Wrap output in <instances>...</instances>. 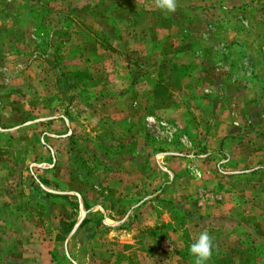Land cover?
I'll use <instances>...</instances> for the list:
<instances>
[{"label":"rangeland","instance_id":"obj_1","mask_svg":"<svg viewBox=\"0 0 264 264\" xmlns=\"http://www.w3.org/2000/svg\"><path fill=\"white\" fill-rule=\"evenodd\" d=\"M117 1H101V6L96 11L98 25L105 28L106 35L115 38V47L119 53L127 54L128 50H131L129 55L136 67L139 64L144 69L152 68L157 63L149 57V52L153 51L149 42L153 38L155 26L159 24L157 18L160 11L149 4L154 0H131L135 4L132 7ZM224 2L232 4L227 6L225 11L233 18V25L239 30L244 29L245 36L240 40V44L217 43L215 49L225 55L223 58H217L208 64L207 59L198 57V74L194 77L195 84L199 85L195 91L198 94L196 99L210 100L216 106L217 112L225 113L228 110L230 113V103L228 105L227 100L240 88L237 84H244L245 87L247 81L264 78V74L257 75L251 72L256 58L245 53L246 50L250 51L251 47L253 51L259 53L264 62V0H244V4H238L234 0ZM47 4L49 11L39 8L38 11H33L32 7L35 4L32 0H0V264H194L189 246L199 233L205 230L204 227L207 231H212L214 244L212 257L207 264H264V232L261 230L264 228V202H261L259 217L256 219L250 217V209L242 203L243 214L239 216L238 212L231 210L232 217L225 223L223 219L226 216L222 213L228 209L217 200H213L216 214H212L214 217L211 220H198L195 216L194 221L187 222L181 209L166 207V214L174 223L172 225L170 222L159 223L156 210L152 206L140 209L136 205L138 200L135 199L141 197V191L146 189L144 186L131 196L130 186L126 188L117 186L118 190H113L108 189L106 185L97 184L96 179L92 180L94 176L90 174L95 156L101 159L98 161L101 164L110 165L113 162L120 164L127 161L122 152L126 147L134 146V143L119 141L115 152L108 151L107 147L113 141L105 131L108 122L99 124L104 129L100 136L94 135L93 138L90 136L91 139H83V134L89 135L91 126L92 128L98 126L91 112L85 110L79 117H76V114L71 115L73 120L68 126L75 132L74 135L71 134L72 137L76 138L68 141L50 136L52 133L56 135L64 133L59 121L63 110L71 113L77 111L71 106L67 109L65 106L67 96L76 98V101L83 105H89L88 94L95 90L90 88L83 94L74 95L70 86L81 85L82 89L91 86L88 80H93V76L88 70L94 68L91 61L96 57L91 50L83 52L72 50L73 46L78 45L75 44L78 43L75 40H79L73 39L69 44L62 45L65 47L63 52L67 50V53L63 55L66 72L61 75V79H58V75L50 68L39 64L35 51L41 49L45 34L53 29L60 33L65 31L64 27V30H60L57 18L65 15L70 6L69 0H47ZM121 4L124 9L121 8ZM179 14L178 12L172 14L175 24H181V21L187 19V13L185 16ZM106 20L110 21L111 25H108ZM67 27L70 28V25L67 24ZM84 28L88 32L98 31L95 24L88 23ZM214 28L211 22L206 24L204 30L206 37L214 32ZM176 29L178 30L175 27ZM82 38L83 45L86 47L87 44L91 49V36L84 32ZM106 39L104 36L97 43L105 47L109 44ZM130 41L132 43H129ZM139 43L142 45H138ZM128 44H132L130 49L127 48ZM240 46L244 56L237 60L231 57L228 59L230 49L238 50ZM208 49L211 50L210 47ZM132 51L134 54L146 55L138 58ZM11 53L15 55L11 57ZM258 63L260 64L259 61ZM103 66L108 67L107 61H104ZM13 67L18 71L14 72ZM108 73L105 71L101 80L110 82L112 76ZM34 76H37V80ZM224 77L229 78L228 83ZM58 80L65 89L56 88ZM35 81L40 84L37 88L42 89L46 96L42 102L33 100L36 94L40 95L34 90L35 84L32 85ZM18 85L22 87L15 90ZM230 85L235 89L228 88ZM244 91L247 97L244 106L238 110L241 112L240 115L243 117L250 115L255 108V113L264 116V88L258 91L259 95L253 96H250L252 91ZM32 93L35 95L32 96ZM199 103L196 107L201 109L204 102L200 100ZM48 108L52 110L48 111ZM130 108L138 110L135 104ZM143 110L146 108L143 107ZM47 115L58 118V122L49 126L51 120L42 119ZM144 118L143 129L147 135L152 138L154 135L165 136L170 143H174L177 130L170 123L152 115ZM183 127L187 129L190 125L183 122ZM133 138L135 136L131 137ZM162 138L154 137V140L157 144L166 142ZM68 145H75L69 155L68 152L65 153ZM48 146L51 148L50 151ZM108 169L101 171V174L102 172L104 174L100 177L103 182L108 175L118 177L115 173H122V170H111V173ZM151 174L148 172V175ZM218 180L219 176L215 175L212 179L215 183L213 187L209 185L202 188L194 187L187 182L188 185L182 188H189V191L196 189V196L212 188L214 190L212 192H216V198L218 196L221 198L222 186L220 188ZM42 181H46L47 184H43ZM167 189V187L161 189L164 199L170 198ZM150 190L155 191L152 187L148 191ZM123 191L129 194L122 196ZM60 193H68L72 197L75 193H84L88 201L102 195L105 199L109 197L116 202L114 203L116 213L112 212L113 206L109 203L112 201H106L101 205L110 207L108 217H118L113 221L104 220L105 224L100 225L95 214H89V223L64 236L60 230V222L69 221L76 213L64 207L58 200ZM187 196L190 197L189 194ZM201 213L198 215L202 217L204 209ZM124 215L128 217L124 218ZM77 218L80 219V216ZM234 220L243 227L244 233L239 236L233 232L236 224ZM219 229L225 232L218 234ZM247 229L253 230V234Z\"/></svg>","mask_w":264,"mask_h":264},{"label":"crops","instance_id":"obj_2","mask_svg":"<svg viewBox=\"0 0 264 264\" xmlns=\"http://www.w3.org/2000/svg\"><path fill=\"white\" fill-rule=\"evenodd\" d=\"M101 1L69 0L70 6L67 8L66 14L57 18V22L61 26L60 30L66 28L65 31L60 33V31L57 32L56 29H53L50 33L45 34V37L42 38L41 49L35 51V57L39 60V64H42L45 68H50L58 75V79H61V75L66 72L63 55L67 53V50L63 52L65 47H62V45L69 44L73 39H79L75 40L78 42L75 44L78 45L73 46L72 50L74 49L76 52L91 50L96 57L91 61L94 68L88 70L89 74L93 76V80H88L91 86L86 89H82L81 85L70 86L74 95L83 94L85 90L93 88L95 91L88 94V97H90L89 105H83L79 101L77 102L76 98L67 96L65 106L67 109L71 106L77 111L71 113V111L63 110L64 113L59 117V121L64 133L59 135L52 133L50 136L61 137L68 141L76 138V136L72 137L71 134L74 135L75 132L71 131L68 126L73 120L71 115L76 114L75 116L79 117L85 110L91 112L98 126L96 128L91 126L88 132L89 135L87 133L83 134V139H91L94 135L100 136L104 129L99 124L108 122L105 131L113 139L110 146L107 147L108 151L115 152L119 141L134 143V146L126 147V150L122 152V155L127 157V161L120 164L116 162L110 165L101 164L98 162L100 158L95 156L94 167L92 166L90 174L94 176L92 180L96 179L97 184L106 185L108 189L113 190H118L116 189L117 186L125 188L130 186L132 187L131 196L135 195V191L138 192L137 189L144 186L146 189L141 191V197L135 199L138 200L136 205L140 209L152 206L156 210L155 213L159 223L170 222L171 225L174 223L173 219L166 214V207L181 209V213L185 216L187 222L194 221L195 216L198 220H211L214 217L212 214H216L213 200H217L228 209L222 213L226 216L223 219L225 223L228 221L227 219L232 217L233 211L231 210L238 212L239 216L243 214L244 203L250 209V217L253 219L258 218L259 208L262 206L261 202H264V116L255 113L253 106H251L253 112L250 115L243 117L239 111L244 106L247 97L244 90L252 91L250 96H253V94L259 95L260 92L258 93V91L264 88V78L247 81L245 87L244 84H237L240 88L227 100V104L230 103V113L228 110L225 113L217 112L216 106L210 100L196 99L198 94L195 92L199 88V85L195 84L196 77H194L198 74V57L207 59L208 64L214 62L217 58H223L225 55L215 49L216 44L231 42L240 44V40L245 36L244 29L239 30L236 25H233V18L229 17V14L225 11V8L232 4H225L227 2H224V0H177L176 12L180 13L181 16H185L187 13L186 21H181V24L174 23L173 13L162 12L158 9L160 11L157 18L159 24L155 26L153 38L149 42L153 49L149 52V57L153 58L157 65L144 69L138 64L139 62L136 67V64H133L134 61L131 60L129 55L131 50L128 49L132 44L127 45V54L119 53L118 48L115 47V38L109 34L106 35L105 28L98 25L96 11L100 8ZM234 1L238 4H244V0ZM32 2L35 4L32 5L33 11H38L37 8L49 11L47 0H32ZM117 2L126 3L127 6L131 7L135 5L134 1L131 0H118ZM149 4L155 6L154 2ZM121 8L124 9L122 4ZM155 8L157 7L155 6ZM44 14L47 16L46 12ZM166 17L167 20H165ZM193 17L199 19L196 20ZM106 22L111 25L110 21L106 20ZM209 22L215 28L214 32L206 37L204 30ZM85 23L97 25L98 31L91 30L88 32L84 28ZM162 23L167 26H163ZM67 24L70 25V28L67 27ZM175 27L178 30H175ZM84 32L91 36V49L87 47V44L86 47L83 45L82 35H84ZM104 36H106V41L109 44L101 47L97 42ZM143 40L146 39L143 38ZM138 45L141 46L142 44L139 43ZM209 47L211 50L208 49ZM249 50H246L245 53L256 58V63L252 66L251 72L257 75L264 74V62L261 60L259 53L253 51L251 47ZM13 55L15 54L11 53V57ZM134 55L139 58L146 54L137 53ZM82 56H80V60H82ZM243 56L244 53L240 46L238 50L230 49L227 58L231 57L237 60V58ZM104 61H107L108 67L103 66ZM13 71L17 72L18 70L13 67ZM105 71L112 76L110 82H106L104 79L101 80ZM36 78L37 76H34V79ZM224 80L228 83L229 78L224 77ZM35 82L32 85L35 84L34 90H37L40 95L34 94V96L32 93V96L35 97L33 100L37 99L42 102L46 96L42 89L37 88V85L40 84ZM19 84L21 85V83ZM22 86H24V83ZM22 86L18 85L15 90ZM231 87L235 89L232 85L228 88ZM56 88L58 90L65 89L59 83V80ZM200 100L204 102L201 109L196 107ZM132 104H135L138 110L130 108ZM143 107L146 110H143ZM47 110L51 111L52 109L48 108ZM147 115L165 120L177 130L174 143H170L165 136H162V138L154 135L156 139L159 137L166 140V142L157 144L154 137L147 135L148 133L143 129V126H145L144 117ZM55 118L47 115L42 119L51 120L49 121L50 126L51 123L54 125L58 122V118ZM183 122L188 123L190 127L185 129ZM90 136L92 137L90 138ZM132 136H135V138L131 139ZM73 146L75 145L66 147L65 153L68 152L67 155L73 152ZM47 148L49 151L51 150L49 146ZM70 161H72L71 157ZM80 162L83 161L80 160ZM105 169H108L111 173L115 170H122V173H115L118 177L108 175L103 182L100 177L104 175L103 172L101 174V171ZM148 172L152 174L148 175ZM215 175L219 176L220 188L222 186L220 189L221 198L219 196L216 198V192H212V188L209 191H202V194H198V196L195 195L196 189L189 191V188H182L188 185L187 182L194 187L199 186L202 188L206 185L213 187L215 183L212 179ZM42 183L47 184L46 181ZM150 187L154 188L155 191H148ZM165 187L170 192V198L164 199L162 196L163 190L161 189ZM159 189L161 192H159ZM123 192L124 195L122 196L129 194V192ZM60 194L65 196V200L62 201L57 197L58 200L64 204V207L76 213L73 218L74 223L68 234L75 231L76 228H83L89 223L79 226L83 218H89V214H95L94 216H96V220L99 221L100 225L101 223L105 224L104 220L113 221L118 217H108L110 207L101 205L106 201H112L109 197L105 199L102 195L100 198L96 197L97 199L88 201L84 193H75L73 197L68 193ZM109 203L113 206L112 212L116 213L114 204L116 202ZM202 209L205 213L201 217L198 214L202 212ZM208 211L211 213H208ZM78 215L80 219L77 218ZM235 217H237V214H235ZM234 221L236 224L233 232L239 236L244 233L243 227L237 224L236 220ZM172 227L174 228V226ZM204 229L207 230L206 227ZM251 229L255 230L254 227H251ZM251 229H247V231L253 234ZM261 230L264 232V228ZM208 232L212 235V231L208 230ZM223 232H225L223 229H219L218 234Z\"/></svg>","mask_w":264,"mask_h":264},{"label":"clouds","instance_id":"obj_3","mask_svg":"<svg viewBox=\"0 0 264 264\" xmlns=\"http://www.w3.org/2000/svg\"><path fill=\"white\" fill-rule=\"evenodd\" d=\"M155 6L166 13H175L177 0H154ZM213 238L207 230L201 231L189 246V253L194 257V264H207L213 254Z\"/></svg>","mask_w":264,"mask_h":264},{"label":"trees","instance_id":"obj_4","mask_svg":"<svg viewBox=\"0 0 264 264\" xmlns=\"http://www.w3.org/2000/svg\"><path fill=\"white\" fill-rule=\"evenodd\" d=\"M44 182V181H42ZM59 199H61L62 201L65 200V196H58ZM67 201V200H66ZM97 221V220H96ZM87 222H89L88 218H83L82 221L80 222L79 226H83V224H86ZM98 222V221H97ZM74 223L73 218H71L69 221L67 222H60V230L62 232V234L65 236L68 234V232L70 231L72 225ZM61 234V233H60Z\"/></svg>","mask_w":264,"mask_h":264},{"label":"built area","instance_id":"obj_5","mask_svg":"<svg viewBox=\"0 0 264 264\" xmlns=\"http://www.w3.org/2000/svg\"><path fill=\"white\" fill-rule=\"evenodd\" d=\"M244 22L243 21H241V24H243ZM244 25V24H243Z\"/></svg>","mask_w":264,"mask_h":264}]
</instances>
